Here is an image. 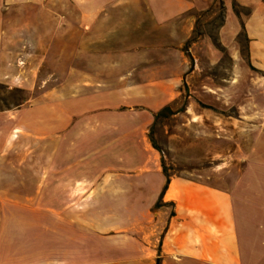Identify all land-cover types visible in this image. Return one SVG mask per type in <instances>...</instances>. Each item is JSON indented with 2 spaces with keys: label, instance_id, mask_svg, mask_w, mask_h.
Masks as SVG:
<instances>
[{
  "label": "crops",
  "instance_id": "obj_1",
  "mask_svg": "<svg viewBox=\"0 0 264 264\" xmlns=\"http://www.w3.org/2000/svg\"><path fill=\"white\" fill-rule=\"evenodd\" d=\"M213 1L82 0L60 47L59 0H0V85L24 90L0 107V264H264V157L229 187L167 184L151 138L181 94L197 12ZM222 1L220 41L243 30L264 71V0ZM58 49L65 74L43 78Z\"/></svg>",
  "mask_w": 264,
  "mask_h": 264
},
{
  "label": "rangeland",
  "instance_id": "obj_2",
  "mask_svg": "<svg viewBox=\"0 0 264 264\" xmlns=\"http://www.w3.org/2000/svg\"><path fill=\"white\" fill-rule=\"evenodd\" d=\"M81 1L58 2L60 47L68 40L66 26L70 19L67 16L81 8ZM234 6L238 13L247 12L237 3ZM225 14L221 0H214L197 12L192 36L197 35L196 40L205 38L208 42L198 51L192 48L196 40L187 42L189 65L183 76L181 94L156 119L151 137L160 147L169 175H186L229 187L249 159L264 157V71L251 58L243 30L229 45L220 41L219 30ZM54 52L58 54L57 59L53 64H44L43 78L52 71L62 76L68 68L66 51L58 49ZM40 84L45 85L44 82ZM50 84L48 82L46 86ZM18 89H4L3 96L9 103L24 96ZM84 196L91 197V201L98 199L93 194ZM129 196L131 205L139 208L142 204L140 195ZM120 198L124 204L127 202L126 195H120ZM161 204L159 198L153 208ZM97 213L91 211L92 220L97 219Z\"/></svg>",
  "mask_w": 264,
  "mask_h": 264
},
{
  "label": "trees",
  "instance_id": "obj_3",
  "mask_svg": "<svg viewBox=\"0 0 264 264\" xmlns=\"http://www.w3.org/2000/svg\"><path fill=\"white\" fill-rule=\"evenodd\" d=\"M221 3L223 4V1H222V0H221ZM196 38H197V35L192 36V37L188 40V44L191 43V42H193V41H195ZM5 88H7V86H6L5 84H1V85H0V107H1V108L9 107L11 104H18L19 102H21L20 100H23V99H24V96H23L20 100H18V101H16V102H13V103H9V102L7 101V98H5V97L3 96V92H4V89H5ZM18 90L24 93V90H23L22 88H19ZM168 108H169L168 105L165 106L164 108H162V109L158 112V117H159V115H161V114L163 113V111H167ZM158 117L156 116V119H157ZM151 138H152V137H151ZM152 141H153L154 146H155L157 149L160 150L159 145L153 140V138H152ZM163 167H164V172H165V174H166V176H167V184H168V183H169V180H170V175H169V173L167 172L164 163H163ZM166 186H167V185H166ZM162 196H163V193H162L161 196H160V200H161V197H162ZM157 264H161V260H160V258H158V262H157Z\"/></svg>",
  "mask_w": 264,
  "mask_h": 264
}]
</instances>
